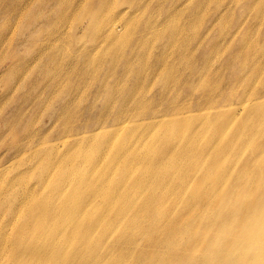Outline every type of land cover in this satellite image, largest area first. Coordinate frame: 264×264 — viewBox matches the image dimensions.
Wrapping results in <instances>:
<instances>
[{"label": "rangeland", "instance_id": "rangeland-1", "mask_svg": "<svg viewBox=\"0 0 264 264\" xmlns=\"http://www.w3.org/2000/svg\"><path fill=\"white\" fill-rule=\"evenodd\" d=\"M260 127L264 0H0V262L26 217H45L37 207L72 202L65 177L79 175L75 164L100 171L99 145L102 162L122 154L120 166L133 152L141 161L157 155V140L177 148L187 135L192 167L210 170L203 192L216 206H232L236 187L238 203H264V129L243 145L245 156L234 153ZM64 129L70 139L53 146ZM43 133L49 147L39 149ZM204 150L216 156H195Z\"/></svg>", "mask_w": 264, "mask_h": 264}, {"label": "bare ground", "instance_id": "bare-ground-1", "mask_svg": "<svg viewBox=\"0 0 264 264\" xmlns=\"http://www.w3.org/2000/svg\"><path fill=\"white\" fill-rule=\"evenodd\" d=\"M116 25L111 23L114 33L118 32ZM253 47L249 42V50ZM248 107L243 105L239 112ZM63 113L65 120L69 109ZM245 120L249 121L248 114ZM263 129L249 133L242 144L235 146L234 153L245 156L243 145L261 135ZM61 133L53 146L70 139L65 136L66 129ZM186 137L177 148H167L172 138L157 140L163 144L157 155L150 152L141 161L133 152L120 166L117 163L123 155L113 154L102 162L105 149L99 145L93 160L100 171H85L75 164L73 171L79 175L65 177L71 194L68 200L72 202L58 211L37 207L35 211L45 217L41 221L26 217L19 235L5 243L7 257L0 264H264L262 197L248 204L238 203L243 187H236L227 195L232 206H227V201L216 206L203 192L209 189L204 183L210 170L196 171L192 167L194 150L187 146ZM47 138L43 133L34 142L45 149L49 147ZM260 144V157L264 159V137ZM24 147L17 148L16 153ZM195 156L214 158L216 153L204 150ZM176 163L181 166H174ZM48 173L50 168L40 170L41 177ZM195 178L203 186L191 190L189 183ZM26 189L31 192L39 187L27 184ZM53 190L60 196L65 194L62 187Z\"/></svg>", "mask_w": 264, "mask_h": 264}]
</instances>
